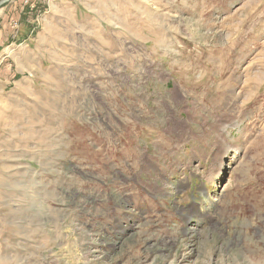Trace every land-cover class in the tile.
<instances>
[{
  "label": "rangeland",
  "instance_id": "374dc122",
  "mask_svg": "<svg viewBox=\"0 0 264 264\" xmlns=\"http://www.w3.org/2000/svg\"><path fill=\"white\" fill-rule=\"evenodd\" d=\"M9 28L0 264H264V0H43Z\"/></svg>",
  "mask_w": 264,
  "mask_h": 264
},
{
  "label": "crops",
  "instance_id": "0c3cea01",
  "mask_svg": "<svg viewBox=\"0 0 264 264\" xmlns=\"http://www.w3.org/2000/svg\"><path fill=\"white\" fill-rule=\"evenodd\" d=\"M43 0H29L26 2V0H12L10 3L5 5L3 8L0 9V47L7 44H14L12 40L16 39L13 37V34L9 31V26L11 25V22L15 19L20 20L23 16L31 15V13L34 11L36 12L38 5ZM12 35V37H10ZM19 41V39H18ZM27 40H25L26 42ZM23 50H26L23 48ZM27 52V51H24ZM19 54V53H17ZM18 56V55H16ZM11 56L6 53L0 54V72L4 79H8L10 76L13 78V74L10 69V62ZM20 77V76H19ZM26 78V77H25Z\"/></svg>",
  "mask_w": 264,
  "mask_h": 264
},
{
  "label": "bare ground",
  "instance_id": "6f19581e",
  "mask_svg": "<svg viewBox=\"0 0 264 264\" xmlns=\"http://www.w3.org/2000/svg\"><path fill=\"white\" fill-rule=\"evenodd\" d=\"M217 107H218V106H217ZM237 110H238V109H237ZM210 112H211V111H210ZM196 123H197V122H196ZM200 125H202V124L200 123ZM236 129H238V130L241 129V128H240V125H237V126H236ZM224 130H225V129H224ZM226 130H227V129H226ZM241 131H242V130H241ZM204 135H205L206 139H207L209 136H211V135L208 136V130L205 131V134H204ZM232 140H233V139H232ZM226 145H227V143H226ZM225 149H226V155H229V152H231V151H234L235 153L238 152V149H233V148H231V147H229V146H228V148L225 147ZM223 152H225V151H223ZM160 163H161V162H160ZM160 163H159V164H160ZM220 167H223V165H221ZM213 175H214V174H213ZM213 177H214V176H213ZM235 186H236V185H235ZM206 187H207V189H210L208 185H206ZM185 190H186V188L183 187V188H181V190L179 189V191H176V192H174V193H172V194H173V196H175V195H179V193L184 192ZM196 198L199 199V200H202L201 197H200V198H199V197H196ZM216 201H217V200H216ZM219 203H220V204H223V202H219ZM224 204H225V203H224ZM209 206H210V205H207L206 208H204V207L202 206L203 210L206 211V214H208L207 211H210V209H211V208H209ZM219 206H220V205H219ZM222 206H223V205H222ZM221 208H222V207H221ZM210 214H211V212H210ZM210 214H208V216L211 217L213 214H211V215H210ZM192 215H193V214H189V216H188L189 221H191V222L194 221ZM234 222H235V221H234ZM235 224H236V223H235ZM205 229H206V228H205ZM185 231H187V232H189V233H192V232H193V233H198V234L204 232L203 228H202V230H200V229H196V228H194V229H192V228H189V229H188V228H187V229H185ZM174 238H175V237H174Z\"/></svg>",
  "mask_w": 264,
  "mask_h": 264
},
{
  "label": "water",
  "instance_id": "95a60500",
  "mask_svg": "<svg viewBox=\"0 0 264 264\" xmlns=\"http://www.w3.org/2000/svg\"><path fill=\"white\" fill-rule=\"evenodd\" d=\"M12 0H1L0 1V9L3 8L5 5L10 3Z\"/></svg>",
  "mask_w": 264,
  "mask_h": 264
},
{
  "label": "built area",
  "instance_id": "2783aa9c",
  "mask_svg": "<svg viewBox=\"0 0 264 264\" xmlns=\"http://www.w3.org/2000/svg\"><path fill=\"white\" fill-rule=\"evenodd\" d=\"M28 0H26V2H27ZM13 28L14 29H17L18 28V23H15L14 25H13Z\"/></svg>",
  "mask_w": 264,
  "mask_h": 264
}]
</instances>
